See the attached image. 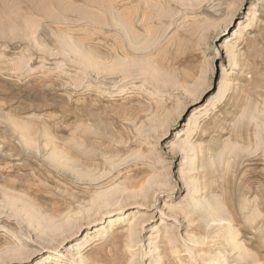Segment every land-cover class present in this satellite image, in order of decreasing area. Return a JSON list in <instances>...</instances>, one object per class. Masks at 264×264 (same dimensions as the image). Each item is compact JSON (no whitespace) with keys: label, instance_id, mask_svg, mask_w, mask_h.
<instances>
[{"label":"rangeland","instance_id":"374dc122","mask_svg":"<svg viewBox=\"0 0 264 264\" xmlns=\"http://www.w3.org/2000/svg\"><path fill=\"white\" fill-rule=\"evenodd\" d=\"M0 264H264V0H0Z\"/></svg>","mask_w":264,"mask_h":264},{"label":"bare ground","instance_id":"6f19581e","mask_svg":"<svg viewBox=\"0 0 264 264\" xmlns=\"http://www.w3.org/2000/svg\"><path fill=\"white\" fill-rule=\"evenodd\" d=\"M245 28H246L245 23L240 22L238 25V28L233 32V34L226 38V44H224L223 48L230 47V45L233 41V38L238 37V35H240L245 30ZM196 117H197L196 115H193L192 117H190L189 123L187 125L188 127H190V129H193L195 127L196 122H197Z\"/></svg>","mask_w":264,"mask_h":264}]
</instances>
